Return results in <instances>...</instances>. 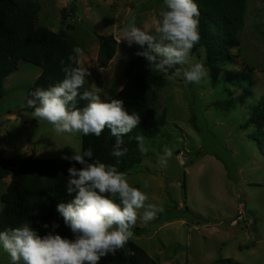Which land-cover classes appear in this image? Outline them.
Instances as JSON below:
<instances>
[{
    "label": "rangeland",
    "instance_id": "rangeland-1",
    "mask_svg": "<svg viewBox=\"0 0 264 264\" xmlns=\"http://www.w3.org/2000/svg\"><path fill=\"white\" fill-rule=\"evenodd\" d=\"M33 1L40 5L37 26L65 31L84 50L82 65L91 73L85 91L99 92L102 98L118 93L128 62L142 49L135 43L128 46L122 28L134 17L138 27L147 24L154 31L165 10L164 0ZM243 2L238 46L229 50L233 63L206 67L199 50L190 56V63L200 62L208 70L199 84L167 76L163 89L147 93L155 120L165 111L166 122L153 138H145L147 152L125 173L132 186L146 192V204L164 211L145 225L139 210L128 243L158 264H264V124L242 128L264 95V0ZM108 35L118 46L102 69L97 36ZM40 73V68L20 61L0 83L3 158L34 154L58 160L81 152V133L57 135L27 107V90ZM241 75L247 76L245 82H235ZM165 148L173 156L160 169L157 161ZM9 181L0 180V208ZM0 264H11L2 248Z\"/></svg>",
    "mask_w": 264,
    "mask_h": 264
},
{
    "label": "clouds",
    "instance_id": "clouds-1",
    "mask_svg": "<svg viewBox=\"0 0 264 264\" xmlns=\"http://www.w3.org/2000/svg\"><path fill=\"white\" fill-rule=\"evenodd\" d=\"M164 9L154 31L147 24L138 27L133 17L122 28V39L129 47L134 43L141 48L147 45L136 55L148 61L151 71L165 75L171 71V80L182 77L188 84H199L208 76V70L200 62L190 63L192 49L200 41L198 5L194 0H164ZM83 56L84 50L74 46L67 64L61 60L64 78L46 89L37 87L29 94L26 105L34 109V116L50 123L57 135L82 133L99 137L108 129L115 138L110 156L119 164L128 152L123 147L124 137L136 129L140 115L129 113L122 100L107 93L102 98L96 91H79L91 75L82 65ZM80 101L86 104L80 107ZM129 139L137 142L141 154L147 152L144 135ZM172 156V149L165 148L157 166L166 169ZM61 158L82 165L77 168L73 164L67 169L66 193L71 199L57 204L74 238L56 233L59 225L55 222L46 235H38L27 219L18 227L0 231V248L9 255L11 264H99L102 258L115 256L133 237L139 210L143 209L139 218L145 225L164 211L155 204H146V192L132 186L127 173L116 165L93 160L91 147ZM143 187L149 184L145 182ZM43 227L47 229L49 225Z\"/></svg>",
    "mask_w": 264,
    "mask_h": 264
},
{
    "label": "trees",
    "instance_id": "trees-1",
    "mask_svg": "<svg viewBox=\"0 0 264 264\" xmlns=\"http://www.w3.org/2000/svg\"><path fill=\"white\" fill-rule=\"evenodd\" d=\"M243 1L194 0L200 11V41L193 47L190 56L203 50L204 65L209 68L233 63L229 50L238 46L237 34L244 15ZM39 12L40 5L33 0H0V83L17 69L20 61L40 68L41 74L27 90V98L37 87L46 89L64 78L61 60L67 64L68 56L76 46L67 38L65 31L56 33L43 26H37ZM97 41L98 66L103 69L114 58L118 43L112 35L97 36ZM146 47L147 45L144 46ZM167 76H171V71L168 75L151 71L148 61L142 56L130 60L124 70L125 84L112 97L122 100L129 113L137 112L140 115L136 129L124 137L123 147L128 148L127 154L116 164V158L110 156L115 138L110 135L108 129L99 137L84 136L81 133V151L91 147L93 160L99 159L106 164H114L121 172H127L133 165L138 164L143 154L138 151L137 142L129 137L144 135L145 138H153L165 125V111L155 120V111L149 103L147 93L150 89H163ZM245 77L247 76H238V81L235 82L243 83ZM85 88L86 78L85 85L79 91L82 93ZM84 105L85 101L78 104L80 107ZM263 124L264 95L242 128L252 125L258 128ZM73 164L77 168L82 167L75 161L64 159L43 160L33 155L25 159H9L0 156V180L10 178L1 199L3 208L0 212V231L18 227L28 219L38 235H46L52 230L51 225L55 222L59 225L56 233L69 239L74 238L57 211V204L66 203L71 199L66 193V182L67 169ZM44 224H48L49 228L45 229ZM99 264L158 263L141 247L128 243L118 250L115 256L102 258Z\"/></svg>",
    "mask_w": 264,
    "mask_h": 264
},
{
    "label": "crops",
    "instance_id": "crops-1",
    "mask_svg": "<svg viewBox=\"0 0 264 264\" xmlns=\"http://www.w3.org/2000/svg\"><path fill=\"white\" fill-rule=\"evenodd\" d=\"M40 70H41V69H40ZM40 74H41V73H40ZM40 74H39V75H40ZM39 75H38V76H39ZM36 79H37V78H36ZM122 87H123V85H122V86H120V88H119V91L122 89ZM119 91H118V92H119ZM31 155H33V156L35 157V155H34V154H31ZM9 182H10V181H9Z\"/></svg>",
    "mask_w": 264,
    "mask_h": 264
}]
</instances>
